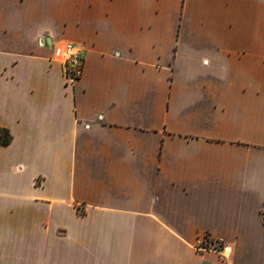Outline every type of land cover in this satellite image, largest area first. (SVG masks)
Returning a JSON list of instances; mask_svg holds the SVG:
<instances>
[{
  "label": "crops",
  "instance_id": "obj_1",
  "mask_svg": "<svg viewBox=\"0 0 264 264\" xmlns=\"http://www.w3.org/2000/svg\"><path fill=\"white\" fill-rule=\"evenodd\" d=\"M0 130V264H264V0H0Z\"/></svg>",
  "mask_w": 264,
  "mask_h": 264
},
{
  "label": "built area",
  "instance_id": "obj_2",
  "mask_svg": "<svg viewBox=\"0 0 264 264\" xmlns=\"http://www.w3.org/2000/svg\"><path fill=\"white\" fill-rule=\"evenodd\" d=\"M44 41L45 39L40 37L39 45H43ZM49 47L52 58L61 64L65 79L71 84L80 76L81 48L65 41L50 42Z\"/></svg>",
  "mask_w": 264,
  "mask_h": 264
},
{
  "label": "trees",
  "instance_id": "obj_3",
  "mask_svg": "<svg viewBox=\"0 0 264 264\" xmlns=\"http://www.w3.org/2000/svg\"><path fill=\"white\" fill-rule=\"evenodd\" d=\"M10 136L6 130H0V144L6 145L9 143Z\"/></svg>",
  "mask_w": 264,
  "mask_h": 264
},
{
  "label": "rangeland",
  "instance_id": "obj_4",
  "mask_svg": "<svg viewBox=\"0 0 264 264\" xmlns=\"http://www.w3.org/2000/svg\"><path fill=\"white\" fill-rule=\"evenodd\" d=\"M205 246H206V248H213V249H217V250H220V245L218 244V243H215V242H213V241H211V240H209V239H205Z\"/></svg>",
  "mask_w": 264,
  "mask_h": 264
}]
</instances>
